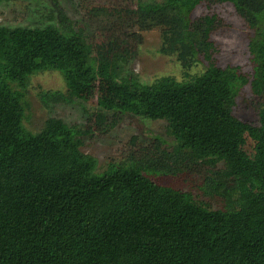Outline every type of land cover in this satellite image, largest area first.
<instances>
[{
	"label": "trees",
	"instance_id": "trees-1",
	"mask_svg": "<svg viewBox=\"0 0 264 264\" xmlns=\"http://www.w3.org/2000/svg\"><path fill=\"white\" fill-rule=\"evenodd\" d=\"M214 3L230 5L249 31L250 75L216 66L209 41L216 17L192 18ZM129 7L125 17L138 31L166 28L161 54L176 53L182 67L200 58L203 71L141 84L124 72L130 47L117 32L90 65L86 38L56 4L57 27L0 26V264H264V0H129ZM45 71L61 76L65 93L43 94V103L97 92V110L84 111L90 128L118 114L161 120L171 144L154 136L132 160L95 174V159L80 151L87 125L48 118L35 133L21 125L27 79ZM244 86L260 101L256 125L232 114ZM179 173L202 174L198 190L221 206L150 178Z\"/></svg>",
	"mask_w": 264,
	"mask_h": 264
},
{
	"label": "rangeland",
	"instance_id": "rangeland-1",
	"mask_svg": "<svg viewBox=\"0 0 264 264\" xmlns=\"http://www.w3.org/2000/svg\"><path fill=\"white\" fill-rule=\"evenodd\" d=\"M160 3L162 0H141ZM57 5L68 20V25L76 32L81 31L88 44V63L95 65L97 51L107 35L117 32L123 34L129 42L125 74H132L139 83L149 85L162 77H170L175 81H183L187 77L196 76L203 71L204 64L200 58L188 60L182 67L176 53L161 54L162 35L166 28L149 26L138 31L131 18L125 17L129 0H15L0 3V26L41 28L48 25L57 27L54 5ZM214 15L216 25L210 32L209 41L215 51L212 58L216 66H236L240 72L250 75V63L246 50L249 31L232 7L227 4L214 3L198 6L192 18ZM136 34L141 37L140 43H134ZM197 59V60H194ZM14 87V86H13ZM12 87V88H13ZM65 93L61 76L54 71L35 73L28 77L23 89L24 112L22 127L37 132L48 118L62 121L68 126L83 127L87 125L90 135L82 140L80 151L95 159L94 173H102L108 165L117 166L127 163L136 156L140 144L148 148L154 136L171 144L165 136V123L161 120L150 121L135 118L128 114L110 115L105 124L86 123L84 111L92 114L97 110V92L86 100H74L71 103H43L41 95L48 93ZM259 99L253 97L248 86L242 87L234 100L233 116L241 122L256 125V112ZM135 138V140H134ZM134 140V141H133ZM133 142V143H132ZM253 143L245 138L242 150L246 155L252 154ZM202 174L186 173L176 175H156L150 177L154 182L191 192L194 200L207 205L210 209L220 207L216 198H210L198 190Z\"/></svg>",
	"mask_w": 264,
	"mask_h": 264
}]
</instances>
